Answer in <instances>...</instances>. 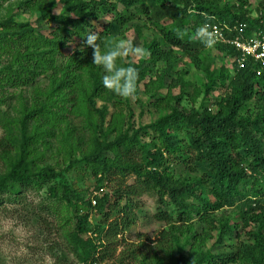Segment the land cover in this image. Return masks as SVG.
Wrapping results in <instances>:
<instances>
[{"label": "trees", "instance_id": "1", "mask_svg": "<svg viewBox=\"0 0 264 264\" xmlns=\"http://www.w3.org/2000/svg\"><path fill=\"white\" fill-rule=\"evenodd\" d=\"M14 1L0 16V207L47 187L48 200L63 205L44 209L64 214L56 215L62 241L82 264H264V70L259 75L251 59L240 67L239 50L227 43L217 48L233 63L213 68L206 44L195 37L210 20L264 32V0L256 15L249 0ZM23 6L51 27L18 19ZM135 20L142 23L136 27L142 54L117 55L115 65L137 69L133 95L144 87L160 113L138 127L124 117L121 96L104 86L111 73L93 63V46L85 43L96 33L101 55L120 53L125 27ZM143 27L159 38L143 37ZM190 65L205 77L192 93ZM217 89L223 91L215 108L206 107ZM186 95L191 108L183 105ZM111 103L117 110L107 125ZM54 152L71 168L90 169L110 190H75L64 171L47 163ZM144 195L157 197L154 218L166 225L156 248L124 236L140 218ZM228 208L239 221L226 219L221 235L241 232L234 245L215 252L207 243L218 213ZM196 223L208 225L198 231Z\"/></svg>", "mask_w": 264, "mask_h": 264}, {"label": "rangeland", "instance_id": "2", "mask_svg": "<svg viewBox=\"0 0 264 264\" xmlns=\"http://www.w3.org/2000/svg\"><path fill=\"white\" fill-rule=\"evenodd\" d=\"M253 14L256 15L258 12V6L262 0H249ZM14 0L3 1L0 6V16H4L7 13L8 7ZM122 9V6L119 5ZM18 19L22 21H31L35 26L48 27L50 25H45L42 19H40L39 13H31L25 6L19 8L17 11ZM110 17L106 16L102 18V21H109ZM47 24V23H46ZM142 23L139 20H135L125 27V38L121 39L125 42L129 40H135L140 51L138 55L142 54L143 39L137 35L136 27L141 26ZM51 27V26H50ZM49 27V28H50ZM188 27V26H187ZM143 37L152 39L153 37L159 38L157 32L153 29L143 27ZM201 42L209 38L206 33L203 35H196ZM212 39V38H211ZM213 40V39H212ZM217 43H213L212 47H207L206 56L207 62L211 64L213 68H219L225 62L229 66L233 63V57L222 54L217 48ZM127 47V45H125ZM123 52V51H122ZM124 56L126 54H123ZM141 57V56H139ZM186 60V59H185ZM191 73L188 75L189 82L192 84L188 88L190 93L193 92L194 86L201 87L205 81L204 74L201 71L196 70L192 65ZM153 78L156 79L157 71L153 73ZM150 77L146 79L148 81ZM171 82L169 78L166 79V85ZM47 84L44 83L43 87ZM180 88L175 89L178 93ZM223 89H217L211 94L209 100L204 99L203 94L200 95L197 108H200L202 100H206L204 105L207 107L215 108V103L218 101L222 95ZM122 105L119 107L124 111L126 120L131 117V122L137 127L142 125H147L152 123L154 120L159 118V111L155 109L150 103L148 96L144 91V87L140 91L139 96L132 95L128 99L120 97ZM103 102L99 101L98 106H103ZM190 96L186 95V99L183 105L191 108ZM117 108L111 103L108 104V111L106 115V124L110 125L112 120V115L116 112ZM4 134L3 128H0V137ZM87 136V134H86ZM182 136V135H181ZM183 140H185L183 138ZM54 143V142H53ZM55 146H58L55 143ZM83 148H87L84 146ZM51 154L47 163L51 165L57 172L64 171L66 181L72 185V187L77 191H88L87 195L95 194L97 191L96 186H100L103 191L110 190L107 187V183L97 182L90 169H85L84 167L78 166L71 168L70 162H66L61 154L56 152ZM79 152H77V155ZM53 155V156H52ZM46 165V163L44 164ZM109 186V185H108ZM102 191V192H103ZM92 194V195H93ZM7 198V195H5ZM142 207L139 209L138 214L140 216L138 222L125 233V238L131 243H142L146 242L149 246H158L157 240L160 238L161 231L166 227L162 222L157 221L154 218V214L158 208L157 197L144 195L141 199ZM48 200V189L47 187L37 191H27L26 197L23 199L22 203L17 202H7L6 209L0 207V264H82L79 262V258L75 256L72 252H69L67 247L64 246L62 241V236L60 234L61 230L58 228L57 222L58 217L63 215L62 213H53L52 210L44 209L45 206H57L62 207V201L58 200ZM73 213V212H72ZM56 215L58 217H56ZM99 215L94 214L93 220L98 219ZM226 219H230L232 223L238 222V212L235 209L228 208L227 210H222L218 213L216 220L217 228L213 232V237L207 243V248H212L215 252L220 250L224 246L234 245L238 239H236V234L241 231L234 230L230 235H221L222 226ZM45 221V224L43 222ZM47 224V225H46ZM206 223H196L195 229L201 231L203 226H207ZM66 227L70 228V225ZM244 238V237H243ZM123 249L120 247L119 252ZM161 253L160 249L158 250ZM129 264H138L134 261L129 262Z\"/></svg>", "mask_w": 264, "mask_h": 264}, {"label": "clouds", "instance_id": "3", "mask_svg": "<svg viewBox=\"0 0 264 264\" xmlns=\"http://www.w3.org/2000/svg\"><path fill=\"white\" fill-rule=\"evenodd\" d=\"M205 28L197 30L198 35L205 33ZM211 33H208V39L205 41L207 47H212L214 41L211 39ZM98 39L96 33H91L87 36L85 43L93 46V63L97 65H103L111 74L104 75L103 83L106 88L111 89L117 95L128 98L136 92V80L138 78V71L135 67L117 68L115 65V58L117 55L136 53L139 52V48L132 46L130 42L120 41L119 47L123 49V52L110 51L107 54L101 55L97 50V46L94 41ZM127 45V47H125Z\"/></svg>", "mask_w": 264, "mask_h": 264}, {"label": "built area", "instance_id": "4", "mask_svg": "<svg viewBox=\"0 0 264 264\" xmlns=\"http://www.w3.org/2000/svg\"><path fill=\"white\" fill-rule=\"evenodd\" d=\"M213 19V17H212ZM203 28L206 29L205 33H211V38L215 43H227L234 46L240 52L238 58V64L240 67L248 62L249 59L260 65L258 74L260 75L264 70V32L254 31L251 34H247V24L243 22H237L234 25L228 23L223 24L214 20L207 21ZM228 30L232 33V37H227L225 31ZM103 189L101 190V192ZM98 194V193H97ZM97 200L93 198V204L95 205Z\"/></svg>", "mask_w": 264, "mask_h": 264}]
</instances>
